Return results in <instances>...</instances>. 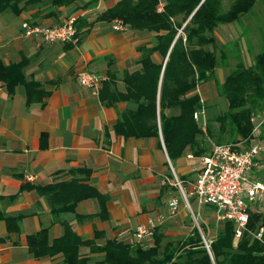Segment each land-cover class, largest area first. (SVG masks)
<instances>
[{
    "label": "crops",
    "instance_id": "obj_1",
    "mask_svg": "<svg viewBox=\"0 0 264 264\" xmlns=\"http://www.w3.org/2000/svg\"><path fill=\"white\" fill-rule=\"evenodd\" d=\"M117 1L77 0L57 8L41 3L29 5L19 14L8 9L0 12V60L5 65L25 60L24 80L34 81L48 92L42 101L27 103L24 85H16L10 94L0 84V264H62L61 254L35 258L28 250L27 237L47 228L51 241L62 235L63 221L82 239H93L95 231L99 232L95 238L98 245L107 240L138 243L135 227L148 220L156 221L161 257L165 244L192 235L195 227L204 235L208 224L203 218L210 222L217 218L213 207L199 204L191 194L190 182L202 168L199 158L186 157L192 151L171 161L161 132L158 137L145 138L118 135L113 129L116 119L134 104L118 101L105 105L99 90L78 82L80 70H88L103 80L111 72L116 89L124 91L123 73L140 68L138 47L150 44L151 35L130 28L116 31L111 21L96 19ZM71 17L77 18L78 34L63 44L25 36L21 28L25 21L51 25ZM212 34L216 46L228 44V74L238 62L250 66L255 55L264 51V0H255L247 13L217 26ZM226 68L218 66L220 78L215 77L216 81L223 82ZM204 118L206 124L218 123L208 121L206 105ZM254 124L264 145V108L255 114ZM228 139L233 141L229 134ZM171 167L183 182L185 197L176 186L161 183L164 177L172 178ZM78 168L88 169V183L107 196L103 205L106 217L99 214L97 198L82 199L73 211L56 216L50 212L46 196L36 190L37 186L69 180L72 175L68 171ZM76 176L81 178L82 174ZM250 179L264 184V150L252 166ZM26 184L30 187L24 188ZM188 196L196 202V211ZM172 200L178 203L175 215L169 212ZM251 213L264 215V194L251 204ZM15 216H21L19 229L9 231L5 218ZM160 216L163 219L158 221ZM217 233L210 234L207 242ZM152 244L153 237L141 243L145 248ZM80 253L93 260L103 257L102 253H90L85 246L80 247Z\"/></svg>",
    "mask_w": 264,
    "mask_h": 264
},
{
    "label": "trees",
    "instance_id": "obj_2",
    "mask_svg": "<svg viewBox=\"0 0 264 264\" xmlns=\"http://www.w3.org/2000/svg\"><path fill=\"white\" fill-rule=\"evenodd\" d=\"M76 1L0 0V12L8 9L19 14L29 5L48 3L57 8ZM254 1L118 0L101 12L97 20L110 22L117 18L126 28L152 37L150 44L138 47L140 68L123 73L124 91L116 89L115 76L111 72L99 88L100 100L105 105L118 101L134 104L119 114L113 125L114 131L124 138L158 137L161 132L171 161L187 150L195 156L204 154L208 150L205 135L211 139L214 135L211 123L206 124L205 134L194 120V112L205 107L196 88L201 82L214 80L218 94L227 101V110L212 121L218 122L220 133L228 129L233 142L237 137L241 140L250 136L254 126L252 119L264 108V51L255 55L250 66L238 62L220 83L215 79V69L218 65L228 67V49L225 47L228 44L219 46L217 56L212 31L218 25L233 22L247 13ZM76 22L77 18L74 38L78 34ZM25 64L26 61L22 60L5 65L0 60V84L10 94L16 85L22 84L27 103L42 101L48 92L42 90L38 83L24 80L22 69ZM171 109L177 112L167 113ZM68 173L72 175L69 180L36 187L40 194L46 196L50 212L57 216L73 211L82 199L97 198L101 207L99 214L106 217L103 205L107 196L88 183L89 170L70 169ZM78 174H82V179L76 176ZM29 187L24 185V188ZM20 217L5 218L9 231L19 229ZM247 227L251 231L263 227L264 239V215L250 213ZM99 235L95 231L93 239H82L68 222L63 221L62 235L50 241L47 228H43L27 237V245L35 258L61 254L62 264H264V243L247 232L235 240L233 223L229 220L222 221V228L209 243L211 256L196 227L192 235L183 240L165 244L161 257H158L161 235L156 228L153 244L147 248L141 243L118 240H107L98 245L95 238ZM82 246L88 247L90 253H102V259L93 260L82 255Z\"/></svg>",
    "mask_w": 264,
    "mask_h": 264
},
{
    "label": "built area",
    "instance_id": "obj_3",
    "mask_svg": "<svg viewBox=\"0 0 264 264\" xmlns=\"http://www.w3.org/2000/svg\"><path fill=\"white\" fill-rule=\"evenodd\" d=\"M162 7L160 2L159 8ZM112 28L116 31L126 29L120 19H113ZM21 28L25 36H39L46 42L67 43L74 39L75 18L71 17L60 23L51 25H41L22 22ZM78 82L85 87L95 91L101 87L103 78L88 70H80L77 73ZM204 104V101L201 99ZM200 115L203 120L200 124L205 133V107L202 106L194 112V120L198 123ZM254 123V118L252 119ZM206 134V133H205ZM209 144L208 150L196 156L202 162L196 178L190 182V191L196 201L202 205H209L214 208L217 219L229 220L233 223L234 238L239 239L245 232L264 243L263 227L256 231H251L247 227L251 204L264 194V184L250 179V172L256 158L264 150L262 141L258 138L257 124H254L250 136L240 141L214 142L207 135ZM187 158H194L195 155L189 153ZM170 164V163H169ZM171 166V164H170ZM172 169V178L164 177L162 184L170 183L176 186L185 197L183 182ZM30 180L33 177L29 178ZM169 212L175 215L178 211V203L172 200L168 204ZM163 219L159 217L160 221ZM156 228V221L148 220L135 227L134 237L138 243H143L153 237ZM202 242L211 256L209 243L200 231Z\"/></svg>",
    "mask_w": 264,
    "mask_h": 264
},
{
    "label": "rangeland",
    "instance_id": "obj_4",
    "mask_svg": "<svg viewBox=\"0 0 264 264\" xmlns=\"http://www.w3.org/2000/svg\"><path fill=\"white\" fill-rule=\"evenodd\" d=\"M227 6V3H226ZM226 9V8H224ZM218 26H222V24L218 25ZM226 50L228 49V46H225ZM209 49L211 48V46L208 47ZM219 46H216L215 51L217 53V56L219 54ZM219 64V63H218ZM219 66V65H218ZM218 67H216L215 69V77L216 79L220 78V74H218L217 72ZM224 73H226L225 75L228 74V67L223 70ZM197 91L200 94L201 97H203L206 100V113H207V119L208 121L212 120L215 118L216 115H218L219 113L224 112L227 109V101L225 99V97L223 96H218L217 94V89H216V85L214 83V80H208V81H204L201 82L198 86H197ZM203 120V116L200 115L199 117V122L198 124L200 125L201 122ZM213 126V138L211 140H213L214 142H217V140H220V142H228V129L226 132L224 133H220L219 131V124H212ZM207 147H209V144L207 143ZM185 190L188 192V185L184 184ZM189 201H190V205L193 207V209L196 211V202L193 201L190 196H188ZM205 220V222L208 224V228H205L204 230V235L206 237V239H209V235L210 234H214L217 233L221 228H222V222L221 220L214 218L211 220V222L207 219V218H203ZM200 219L197 221L198 225L200 223ZM196 224V222H195Z\"/></svg>",
    "mask_w": 264,
    "mask_h": 264
}]
</instances>
